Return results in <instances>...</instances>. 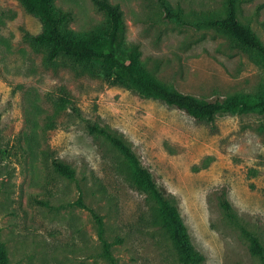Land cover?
Here are the masks:
<instances>
[{"label": "rangeland", "instance_id": "374dc122", "mask_svg": "<svg viewBox=\"0 0 264 264\" xmlns=\"http://www.w3.org/2000/svg\"><path fill=\"white\" fill-rule=\"evenodd\" d=\"M95 0H54L89 35L105 26ZM126 25L123 46L162 84L201 101L264 92V63L227 35L170 21L158 0H107ZM186 16L223 14L226 0H168ZM238 17L264 44V0ZM39 21L0 0V246L8 264H179L152 198L124 156L88 122L120 136L171 193L195 264H264V113L218 114L211 124L110 85L94 67L47 60L24 38ZM76 107L79 114L73 112ZM74 174L57 172L54 162ZM230 204L229 214L222 207ZM256 237L262 255L251 252Z\"/></svg>", "mask_w": 264, "mask_h": 264}, {"label": "trees", "instance_id": "16d2710c", "mask_svg": "<svg viewBox=\"0 0 264 264\" xmlns=\"http://www.w3.org/2000/svg\"><path fill=\"white\" fill-rule=\"evenodd\" d=\"M21 8L34 16L40 23V30L35 33H24V38L36 47H47V60L54 61L60 57L75 63L92 65L98 63L104 70L105 80L110 85L132 89L141 96L155 100L167 107L185 112L197 123L211 124L218 114L264 113V92L258 95H234L224 99L201 101L196 97L180 93L153 78L138 59L139 52L135 45L123 46L126 25L118 5L107 0H95L98 11L105 16V26L99 32L74 34L67 28L72 16L55 8L54 0H16ZM167 18L181 25L194 29H212L227 35L237 46L249 55L264 63V44L246 24L238 17L239 0H226L224 12H195L189 16L180 7H172L168 0H158ZM77 115L79 111L72 106ZM90 133L105 136L127 160L137 187L148 194L156 205L157 216L161 226L167 230L178 255L179 264H195L203 261V255L194 247L188 229L180 214L174 196L158 185L150 171L142 164L131 148L120 137L109 132L97 123L88 122ZM55 170L67 177L74 171L67 165L54 162ZM222 207L229 214L230 204L226 201ZM251 252L262 255L256 237L251 238ZM103 249L110 264H114L107 245ZM0 264H8L0 246Z\"/></svg>", "mask_w": 264, "mask_h": 264}]
</instances>
